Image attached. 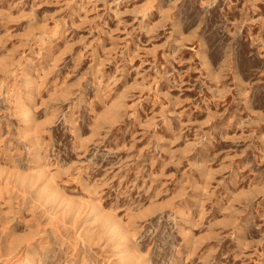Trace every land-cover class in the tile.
<instances>
[{
  "label": "rangeland",
  "instance_id": "374dc122",
  "mask_svg": "<svg viewBox=\"0 0 264 264\" xmlns=\"http://www.w3.org/2000/svg\"><path fill=\"white\" fill-rule=\"evenodd\" d=\"M18 252L264 264V0H0V264Z\"/></svg>",
  "mask_w": 264,
  "mask_h": 264
},
{
  "label": "bare ground",
  "instance_id": "6f19581e",
  "mask_svg": "<svg viewBox=\"0 0 264 264\" xmlns=\"http://www.w3.org/2000/svg\"><path fill=\"white\" fill-rule=\"evenodd\" d=\"M30 245V244H29ZM14 260L15 261H17L18 263H20V264H24V262H25V259L26 258H24V256H23V254L22 253H20V252H18V253H16L15 255H14ZM33 257H31V259H32ZM33 260V259H32ZM26 264V263H25Z\"/></svg>",
  "mask_w": 264,
  "mask_h": 264
}]
</instances>
